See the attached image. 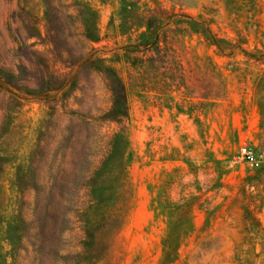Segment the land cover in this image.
I'll use <instances>...</instances> for the list:
<instances>
[{
    "label": "rangeland",
    "instance_id": "obj_1",
    "mask_svg": "<svg viewBox=\"0 0 264 264\" xmlns=\"http://www.w3.org/2000/svg\"><path fill=\"white\" fill-rule=\"evenodd\" d=\"M0 264H264V0H0Z\"/></svg>",
    "mask_w": 264,
    "mask_h": 264
},
{
    "label": "trees",
    "instance_id": "obj_2",
    "mask_svg": "<svg viewBox=\"0 0 264 264\" xmlns=\"http://www.w3.org/2000/svg\"><path fill=\"white\" fill-rule=\"evenodd\" d=\"M147 28L148 34H143L140 37V42L134 46L136 49H146L147 47H149L150 42H153L154 40L157 41L158 33L156 32V30L152 29L150 22L147 24ZM87 38L92 42L98 41V38L95 37ZM93 62L103 63V61L99 59H94ZM104 70L108 72L113 85L112 91L114 96V104L112 107V115L110 118L118 119L125 117L127 114V97L124 84L113 69L105 67Z\"/></svg>",
    "mask_w": 264,
    "mask_h": 264
},
{
    "label": "built area",
    "instance_id": "obj_3",
    "mask_svg": "<svg viewBox=\"0 0 264 264\" xmlns=\"http://www.w3.org/2000/svg\"><path fill=\"white\" fill-rule=\"evenodd\" d=\"M240 156L242 160L250 164L254 169H259L261 167L260 161L258 160L254 151L249 146L241 147Z\"/></svg>",
    "mask_w": 264,
    "mask_h": 264
}]
</instances>
